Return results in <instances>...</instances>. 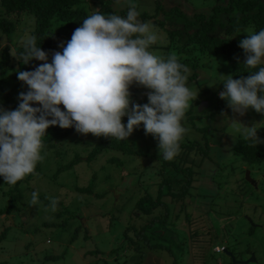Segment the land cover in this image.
Masks as SVG:
<instances>
[{
    "label": "rangeland",
    "instance_id": "1",
    "mask_svg": "<svg viewBox=\"0 0 264 264\" xmlns=\"http://www.w3.org/2000/svg\"><path fill=\"white\" fill-rule=\"evenodd\" d=\"M94 1L98 0H86V3L93 8ZM106 1L110 3L106 11L126 16L129 0ZM132 2L141 13L139 19L154 25L158 32L159 40L149 50L165 56V47L169 45V12L172 9L176 8L190 17L196 12H208L213 5L226 0ZM102 5L106 7L107 3ZM29 20L31 27L33 20ZM19 30L22 38L30 29L23 26ZM250 32L253 28L248 26L230 38L232 41L241 40ZM5 45L8 42L0 34V46ZM167 53L176 54V50L171 49ZM189 70L187 84L199 94L191 102L182 121L188 131L181 143L201 141V130L207 128L206 140L210 149L198 168L195 186L185 199L187 214L182 211L175 219L172 208L168 206L175 202L164 195V204L161 205L164 207L167 204L168 210L164 209L169 215L167 224L164 227L155 224L152 228H161L163 238L153 235L149 225L138 235L144 223H149L151 215L135 211L134 206L145 193L155 196L152 184L156 183L155 175L162 157L157 141L145 132H133L125 140L141 156L107 150L87 162L86 156L104 137L91 133L82 135L75 131L53 149H43L41 154L44 159L37 164L36 172L17 182L16 186L22 194L21 202L9 216H0V262L183 264L181 257L186 256V264H240L233 263L226 252L215 253V246L224 245L233 253L235 262H244L254 255V261L246 264H264V162L248 163L234 153L238 140L250 141L236 131L231 120L236 119L246 125L256 123L259 128L257 135L264 140V116L251 108L242 117L234 115L227 107V101L219 98L223 81L231 75L227 59L199 56L194 77L189 78L193 73L191 68ZM5 75V89L10 91V101L8 105L2 101L0 107L14 110L18 107V95L24 92V87L22 82H12L11 72ZM147 91L144 89L143 94ZM130 92L131 99L137 100L143 95L136 85L130 88ZM222 112L224 115H221ZM258 145L264 146V143ZM75 154L80 155L82 160L56 174L57 167L72 160ZM111 159L119 160L120 165L110 162ZM246 173L251 182L246 180ZM89 185L91 190L88 192L76 189ZM14 186L4 183L3 177H0V210L10 203L16 192ZM33 191H38V199L44 198L35 206L29 204ZM50 198L58 199L55 211L51 203H47L51 202ZM171 221L176 224L170 226ZM195 230L201 235L195 234L190 238ZM143 239H148L150 243L159 242L162 247H144L140 245Z\"/></svg>",
    "mask_w": 264,
    "mask_h": 264
},
{
    "label": "clouds",
    "instance_id": "2",
    "mask_svg": "<svg viewBox=\"0 0 264 264\" xmlns=\"http://www.w3.org/2000/svg\"><path fill=\"white\" fill-rule=\"evenodd\" d=\"M140 15L132 0L125 17L93 11L66 44L58 45L60 51H52L51 62L49 53L37 45V37L27 32L20 40L23 51L10 50L25 65L32 60L42 63L31 71H17V79L27 86L18 95V107H0V177L4 183L14 186L35 172L44 159L43 137L50 126L124 140L143 125L145 135L157 141L164 160L179 155L188 131L182 121L199 91L188 86L190 70L176 54L165 57L149 50L159 35ZM238 47L244 53L243 64L258 70L238 79L227 75L219 98L227 101L234 115L242 117L251 108L264 116V29L247 34ZM133 85L148 90L147 103L132 101ZM123 117H127L126 124ZM231 120L245 140L254 146L264 143L256 123ZM38 196L33 191L29 204L37 205ZM50 199L55 211L58 199ZM214 249L232 255L222 246ZM230 258L235 260L233 255Z\"/></svg>",
    "mask_w": 264,
    "mask_h": 264
},
{
    "label": "trees",
    "instance_id": "3",
    "mask_svg": "<svg viewBox=\"0 0 264 264\" xmlns=\"http://www.w3.org/2000/svg\"><path fill=\"white\" fill-rule=\"evenodd\" d=\"M85 3L86 0H0V34L4 35L8 42V45L4 47L0 46V103L3 101L5 105H8L10 101V91L5 89L7 81L6 72L12 73V82L13 80H17L16 82L20 83L21 81L17 79L18 70L31 71L34 70L35 66L42 63L32 60L29 64L25 65L10 54V50H14L16 54L23 51L20 44L21 31L19 27L25 26L27 30L30 29L28 33L37 37V45L49 53V62H51L52 51H60L61 49L58 45L61 43L66 44L71 38L74 29L79 27L88 15L93 11L110 14L105 10L110 5L106 0L94 1L95 6L93 8L87 5V3L85 5ZM103 3H107V6L104 7ZM169 13L171 14L169 16L170 27L167 31L169 45L165 47V57L168 55L167 52L169 50L175 49L179 61L193 70L189 78L194 77L196 74L195 71L199 66V56H214L227 59L231 65V76L234 79L247 76L249 73L258 70L250 69L243 64L244 53L238 47L242 39L232 41L230 36L244 30L248 26L253 28V32L264 29V0H226L225 3L213 5L208 12H196L190 17L181 11L179 12L176 8L172 9ZM29 19L33 20L31 27ZM23 87L24 92H26L27 86L23 84ZM144 89L140 87V94H143ZM146 96L147 93L140 96L137 100L136 98L132 99V101L139 104L147 103ZM60 107L63 110V106L61 105ZM122 123H127V117L122 118ZM201 131L203 133L201 141L180 142L181 151L171 161H166L163 159V156L161 157V166H158L155 175L156 183L152 184L156 190L155 196L152 197L145 193L136 201L134 206L135 211H140L146 216L151 215L149 223H144L141 230L137 232L138 235L143 233V229L149 225L153 235H156L158 239L163 238L161 228L156 227L154 230L152 228L155 224L161 227L167 224L166 218L169 215L164 210H168L167 204L164 207L161 205L164 204L162 201L164 195H168L171 202H175L173 205L168 204L169 208H172L175 219L179 217L182 211H185V214H187L186 209L188 204L185 203V199L195 186L194 181L198 174V168L203 163L204 158L207 157L206 155L210 149L209 143L206 140L207 128H202ZM74 132V128L61 129L59 126H50L43 137L44 149H53L59 141L67 138ZM133 132L136 134L144 133L143 125ZM107 150H115L128 156L138 154L132 150L127 140L110 137L100 139L93 146L88 156H86L85 161L91 162ZM234 153L248 163L261 164L264 162V146L262 145L254 146L250 142L238 140L234 147ZM79 156L75 154L72 160L58 166L56 174L68 170L74 163L81 161L82 159ZM109 161L120 165V161L117 159ZM13 189L16 192L10 203L0 210V216H9L16 210V205L21 202L22 194L20 190L16 185ZM76 189L88 192L91 190V186L89 185L84 189ZM42 199L44 200L42 197L39 198L41 201ZM47 203L51 202L47 201ZM175 224L171 221L169 225L174 226ZM250 229V234H252L253 230L251 227ZM6 232L7 229L4 233ZM195 234L201 235V233L195 230L191 232L189 237L192 238ZM140 243L144 247H162L159 245V242L150 243L148 239H143ZM222 247L228 250L224 245ZM181 258L182 260L180 261L186 264V256H182ZM0 264L7 263L2 261ZM173 264L176 263L173 262Z\"/></svg>",
    "mask_w": 264,
    "mask_h": 264
},
{
    "label": "water",
    "instance_id": "4",
    "mask_svg": "<svg viewBox=\"0 0 264 264\" xmlns=\"http://www.w3.org/2000/svg\"><path fill=\"white\" fill-rule=\"evenodd\" d=\"M246 180L250 181L249 178H248V173H246ZM250 182H251V181H250ZM228 254H229V253H228ZM230 256H232V255L230 254ZM252 261H254V256H253V255H251V257H250L248 260H246V261H244V262H242V263L246 264V263H248V262H252ZM233 262H234V261H233Z\"/></svg>",
    "mask_w": 264,
    "mask_h": 264
}]
</instances>
